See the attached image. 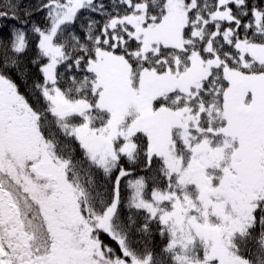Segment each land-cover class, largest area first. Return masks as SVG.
Here are the masks:
<instances>
[{"label": "snow or ice", "instance_id": "obj_1", "mask_svg": "<svg viewBox=\"0 0 264 264\" xmlns=\"http://www.w3.org/2000/svg\"><path fill=\"white\" fill-rule=\"evenodd\" d=\"M0 264H264V0H0Z\"/></svg>", "mask_w": 264, "mask_h": 264}]
</instances>
